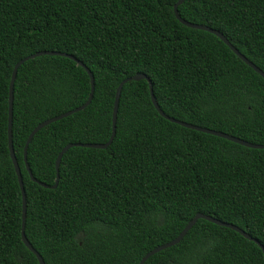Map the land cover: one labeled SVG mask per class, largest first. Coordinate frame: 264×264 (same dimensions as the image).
Segmentation results:
<instances>
[{
    "label": "trees",
    "instance_id": "16d2710c",
    "mask_svg": "<svg viewBox=\"0 0 264 264\" xmlns=\"http://www.w3.org/2000/svg\"><path fill=\"white\" fill-rule=\"evenodd\" d=\"M177 0H0V264H39L21 240L22 199L7 138L14 65L41 51L67 54L91 73L83 110L43 127L27 147L37 182L51 187L70 143L103 144L117 86L139 73L164 114L264 145V79L218 37L182 25ZM187 22L215 29L264 72V0H185ZM90 78L69 57L18 67L12 147L20 169L24 234L44 264H138L197 213L232 224L264 247V149H251L161 117L146 80L121 89L105 149L72 147L55 188L33 182L23 161L41 122L86 102ZM144 264H264L237 232L198 219Z\"/></svg>",
    "mask_w": 264,
    "mask_h": 264
},
{
    "label": "water",
    "instance_id": "95a60500",
    "mask_svg": "<svg viewBox=\"0 0 264 264\" xmlns=\"http://www.w3.org/2000/svg\"><path fill=\"white\" fill-rule=\"evenodd\" d=\"M185 0H177V2L173 5V13L175 18L184 26L188 27V28H192V29H196V30H202L205 32H208L210 34L215 35L216 37H218L240 60H242L246 65H248L253 71H255L258 75H260L263 79H264V72H262L257 66H255L253 63H251L248 59H246L235 47H233L229 41L223 36L222 33H220L219 31L212 29L210 27L207 26H203V25H199V24H195V23H190L185 21L184 19H182L180 17V15L178 14V6L181 5ZM41 55H58V56H64V57H69L73 60H75L77 62V64L81 65L86 72L89 75L90 78V93H89V97L86 100V102L84 104H82L81 106L70 110L68 112H65L63 114H60L58 116H55L53 118H49L43 122H41L40 124H38L28 135L26 142H25V146H24V152H23V161L25 163V167L26 170L29 174L30 179L33 182H37L36 179L32 176L31 171L29 169V166L27 164V159H26V154H27V147L32 139V137L35 135L36 132H38L40 129H42L43 127L49 125L50 123H53L57 120H60L62 118L68 117L69 115H72L73 113L79 112L81 110H83L84 108H86L92 98V94H93V88H94V80L93 77L90 73V71L83 66V64L79 61H77L76 59H74L73 57L64 54V53H59V52H52V51H41V52H37L35 54H31L21 60H19L13 67L12 70V74H11V79H10V83H9V92H8V126H7V138H8V149H9V155L12 161V164L14 166V170L16 173V177H17V181H18V185L20 188V192H21V199H22V214H21V240L23 242V244L26 246V248L32 252L34 254V256L36 257V259L38 260L39 264H44L43 259L41 258V256L38 254V252L31 246V244L29 243V241L27 240L25 234H24V226H25V215H26V199H25V192H24V187H23V182H22V177H21V173H20V169L13 151V147H12V132H11V126H12V107H13V85H14V80H15V76L18 70V67L23 64L24 62L33 59L35 57L41 56ZM139 80H146L149 84V93H150V99L152 102V105L154 106L155 110L158 112V114L163 117L164 119L175 123L179 126H182L184 128H188L194 131H198V132H202L205 134H209V135H213L216 137H220L223 138L225 140H228L230 142L239 144L241 146H244L246 148H251V149H264V145L261 144H253L247 141H244L242 139L233 137L231 135L219 132V131H215V130H210L207 128H203L200 126H195L192 124H188L179 120H175L173 118H170L169 116H167L166 114L163 113V111L159 108L158 103L154 97L153 91H152V86L150 83V80L144 75V74H135L130 78H127L125 80H123L122 82H120V84L117 86L116 89V93H115V98H114V103H113V108H112V133L111 136L109 138V140L103 144H81V143H70L67 144L66 146H64L61 151L59 152V154L57 155V158L55 160V168H56V178L54 181V184L49 187L45 184L39 183L37 182L40 186L44 187V188H55L57 183H58V179H59V166H60V161L62 156L65 154V152L72 148V147H85V148H94V149H105L107 148L114 136H115V129H116V118H117V111H118V104H119V98H120V93H121V89L123 87V85L125 83H127L128 81H139ZM198 219H203L206 220L208 222H211L215 225L218 226H222L225 228H229L235 232H237L238 234H240L241 236H243L245 239L250 240L252 242H254L263 252L264 255V247L256 240L253 239L251 236H249L247 233H245L243 230H241L240 228L232 225V224H228L225 222H222L220 220H217L215 218H212L210 216L201 214V213H197L195 214V216L185 225V227L182 229V231L178 234V236L176 238H174L173 240L159 245L157 247H155L154 249L150 250L148 253H146L141 260L139 261L138 264H144L145 261L151 257L152 255L158 253L159 251H162L168 247L174 246L176 244H178L186 235V233L194 226V224L196 223V221Z\"/></svg>",
    "mask_w": 264,
    "mask_h": 264
}]
</instances>
